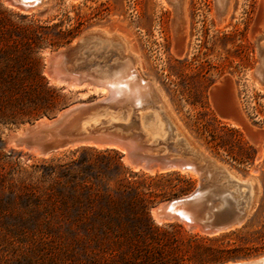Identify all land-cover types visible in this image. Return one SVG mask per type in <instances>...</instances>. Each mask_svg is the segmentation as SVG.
I'll use <instances>...</instances> for the list:
<instances>
[{
	"label": "rangeland",
	"instance_id": "obj_1",
	"mask_svg": "<svg viewBox=\"0 0 264 264\" xmlns=\"http://www.w3.org/2000/svg\"><path fill=\"white\" fill-rule=\"evenodd\" d=\"M183 2V38L177 42L167 0H43L29 10L0 0V264H144L125 236L135 238L129 203L134 187L145 191L171 171L135 167L118 146L85 144L44 155L10 139L74 103L107 96L100 88L54 80L47 73L48 57L86 34L113 41L134 58L140 76L154 86L192 144L238 177L255 179L254 209L237 230L239 243L252 241L257 249L235 260L264 255V89L252 76L260 61L258 45L264 47V0H232L222 22L215 0ZM31 41L48 88L62 90L47 115V87L29 69ZM84 51L93 57L84 47L71 51V59ZM104 56L112 63L111 53ZM214 95L223 100L221 110ZM117 153L136 176L121 174ZM174 171L195 183L184 193L156 200L151 214L158 224L171 222H159L153 207L191 192L199 181L192 171ZM174 222L182 227L181 240L200 234Z\"/></svg>",
	"mask_w": 264,
	"mask_h": 264
},
{
	"label": "water",
	"instance_id": "obj_2",
	"mask_svg": "<svg viewBox=\"0 0 264 264\" xmlns=\"http://www.w3.org/2000/svg\"><path fill=\"white\" fill-rule=\"evenodd\" d=\"M5 1L22 10H29L35 6L33 4L35 0ZM167 1L171 5L176 3L175 0ZM39 3L41 0H38L36 5ZM215 8L217 17L223 16L228 8V0H215ZM91 36L93 35L86 34L79 38L72 47L60 50L48 57L46 70L49 76L54 79L56 73L68 75L69 72L84 71L86 66L81 67V64L74 66L71 63L73 69H70L68 63L69 61L72 62L71 51L77 48L83 49V44ZM258 49L260 61L253 69L252 76L259 83L264 84V47L258 45ZM98 79L93 74L87 73L84 74L82 83L92 85L95 88ZM151 91L143 104L132 105L128 101L124 103L125 100L120 97L119 102L122 101L124 106L127 103L131 105L133 115L128 122L113 121L101 123L94 128L83 127L84 119L94 110L102 107L111 110L118 108V101H97L103 96L101 95L98 99L88 103H74L48 121L41 119L28 127L25 132H13L10 139L15 145L22 146L23 137L35 133V137L39 138L42 143L43 153L41 154L46 155L69 145H120L119 139L117 141L111 140L107 135L124 139L132 138L137 144V149L134 151H130L128 148L124 149V147L122 149L129 157V162L135 167H138L135 163L143 159L146 166L142 168L151 172L186 170L199 176L198 184L191 192L166 202H160L153 207V214L157 219L165 222L178 221L186 225L189 231L193 232L197 229L201 235L205 236L219 235L244 226L254 209L251 182H255V179L252 176L248 178L238 177L229 167L212 156L211 158L215 163L203 162L187 150L181 149L180 143H178L179 147L175 146L174 140L169 141L174 126L164 113L168 136L164 141L146 142L144 133L141 131L139 112L142 111V107L151 102L152 96H156ZM25 141L28 147L31 141L29 139ZM227 170L232 171L240 180L231 179ZM223 264H264V255Z\"/></svg>",
	"mask_w": 264,
	"mask_h": 264
},
{
	"label": "trees",
	"instance_id": "obj_3",
	"mask_svg": "<svg viewBox=\"0 0 264 264\" xmlns=\"http://www.w3.org/2000/svg\"><path fill=\"white\" fill-rule=\"evenodd\" d=\"M33 43L35 41L30 43L31 55L28 64L29 69L43 81V86L47 87V94L43 96L45 100L43 114L47 115L55 110L57 106L55 99L61 97L62 90L58 89L56 92L55 89L48 88L46 79L41 75V60L35 55ZM233 160L240 164L245 162L244 159L237 157H233ZM117 161L122 169L121 174L128 177L137 175L124 165L119 153H117ZM163 178L164 182H154L153 185H148L145 191H138V188L134 187L136 196L129 203V208L134 212L131 219L136 221L133 233L135 238L125 236H128L127 240L135 258H143L144 264H223L229 260L247 257L257 249L254 244H250L252 241L239 243L241 230L235 229L215 236L193 233L181 240L180 224L156 223L151 214V206L156 200L168 193L174 195L184 193L195 183L192 177H185L178 171L167 172ZM262 240L264 238L260 239V243L264 245Z\"/></svg>",
	"mask_w": 264,
	"mask_h": 264
},
{
	"label": "bare ground",
	"instance_id": "obj_4",
	"mask_svg": "<svg viewBox=\"0 0 264 264\" xmlns=\"http://www.w3.org/2000/svg\"><path fill=\"white\" fill-rule=\"evenodd\" d=\"M42 1L43 0H41V3ZM36 2H38V0L33 2V4H35L34 7L41 4L39 3L36 5ZM83 45V49L86 47V49L89 51V56L93 57H85L84 51L72 59V64L77 66L79 64L86 63L84 71H78L75 73L69 72L68 75L56 73L55 78L60 79L61 81H68L72 79L73 85H84L85 83H82L84 80V74H93L95 77L99 78L96 89L100 88L102 91L107 93V96L101 97L97 101H118L119 103V106L116 108V110H111L104 107L94 110L84 119L83 127L94 128L104 122L111 123L113 121H130L133 113L129 103L132 105L143 104V101L148 99L147 95H149L151 90L155 93L153 88L154 86L148 80L140 76L132 61L134 58L132 57L133 59L131 60V57L129 58V56L123 55L120 45L115 44L113 41L102 39L97 36H91ZM112 49L116 50V52L114 50L112 51ZM106 51L111 53L112 56L110 59H108V61H112L110 64H107V56H104ZM100 56L103 58H101V60H97ZM120 97H123V100H125L124 103H126V101L129 103L125 104L124 106L122 101L119 102ZM163 113L174 126V133L172 134V137L174 139L175 146L179 147L178 143H180L182 145L180 147L181 149L183 148L187 150L191 155L199 158L201 161L211 163L214 162L206 151L189 141L183 130L175 123L176 121H173L167 112V108L159 94L152 96L151 102L146 104L145 107H142V111L139 112L141 131L144 133L146 142L153 143L157 142L158 140L164 141L168 136L169 132L163 117ZM101 117L107 119H103L101 122L97 123ZM107 137L115 141L119 139L121 142L119 143L120 145L111 146H118L121 148L124 147V149L128 148L130 151L137 149V144L132 138L124 139L114 135H107ZM23 139L22 146L27 147L25 140L29 139L31 141L28 146L29 149L39 154L43 153L42 143L39 138L35 137V133L29 136H24ZM73 146L76 145H69L68 147ZM127 159H129V157ZM135 164L138 167L146 166V163L143 159L137 161ZM227 173L231 179H237L230 171L227 170ZM251 193L253 194V189ZM157 220L159 222L162 221L159 219Z\"/></svg>",
	"mask_w": 264,
	"mask_h": 264
},
{
	"label": "flooded vegetation",
	"instance_id": "obj_5",
	"mask_svg": "<svg viewBox=\"0 0 264 264\" xmlns=\"http://www.w3.org/2000/svg\"><path fill=\"white\" fill-rule=\"evenodd\" d=\"M175 4H173L171 7V9L173 10L175 15V22H174V27H173V31H174V36H176V41L180 42L183 38L182 30H183V26H182V20L180 19L181 17V13L182 10L184 8V2L183 0H175ZM228 8L226 13L221 16V17H217L219 22H222L226 19V17L229 15L230 10H231V2L232 0H228ZM179 34V35H178ZM178 35V36H177ZM262 84V83H261ZM263 86L261 87V89H264V84H262ZM214 102L216 103L217 107L220 109V105L223 103V100L221 98H219L218 96L214 95Z\"/></svg>",
	"mask_w": 264,
	"mask_h": 264
}]
</instances>
